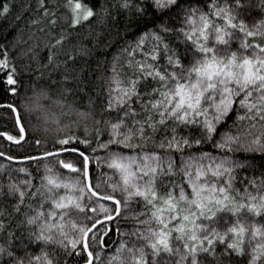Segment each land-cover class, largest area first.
<instances>
[{
  "label": "snow or ice",
  "instance_id": "obj_1",
  "mask_svg": "<svg viewBox=\"0 0 264 264\" xmlns=\"http://www.w3.org/2000/svg\"><path fill=\"white\" fill-rule=\"evenodd\" d=\"M47 4L48 0H37L36 7L42 12L30 21L31 24H39L49 16V25L57 23L61 5L50 9ZM62 6L70 13L63 18L70 19L68 27L73 29L94 16H99L103 22L110 12V6L106 4L97 9L83 4L82 0H65ZM256 6L264 9V0ZM119 7L132 11L140 19L151 13L159 18V23L140 33L137 41L131 43V51L127 47L122 49L127 52L125 64L134 69L126 82L115 71L120 58L119 53L115 54L105 89L106 100L101 102L98 97L89 95L87 103L80 106L57 97L54 103L61 111L53 112L43 103L52 99L50 89L33 84L29 98L23 102V112L14 101L3 102L2 106L10 110L13 126L0 129V137L6 138L10 145L24 148L27 144L35 148L28 155L0 151V158L5 161H44L45 174L40 178L41 183L35 186L36 191L31 192V198L41 197L38 204L31 202L27 190L21 186L27 184L32 188L31 181L18 182L11 174L7 185L0 180V190L7 187L8 195L15 199L12 213L22 215L20 228H31L27 231L29 242L56 243L65 252H75L76 259L82 264H125L128 256L131 264H173L171 256L174 253L178 255L176 264H240L237 257L246 251L249 253L247 264H260L264 261V243L250 249L246 244L257 237L264 241V222L256 220L264 217V194L250 191V185L264 188V168L259 185L255 176L249 184L243 185V192L234 188V184L241 171L247 178L251 164L240 157L256 152L264 154V123L259 124L258 134L250 131L258 126L257 116L264 121V43L254 38L264 36V15L259 19L250 17L254 7L252 0H210L208 11L193 0H119ZM10 10L11 5L4 3L0 15L6 16ZM173 16L183 17L179 29L168 27ZM250 19L253 22L250 23ZM129 23H135V20ZM43 30V27L33 29L29 38L35 37L38 41L37 32ZM162 32H178L177 41H183V50L179 44L169 43ZM71 35L62 29L61 34L49 42L47 64L32 68V62L39 59L33 54L24 65L25 71L34 72L35 79L41 80L43 68L51 65L60 54L52 49ZM148 35L156 44L145 51ZM20 43L26 44V41L17 33L12 38L13 49ZM161 45L165 53L163 65L156 63ZM36 47L33 44L22 48L19 55L34 53ZM0 49H4L0 70L7 73L8 91L18 95L17 66L14 62L9 63L5 45L0 44ZM76 54L65 53V59L58 61L55 67L67 65ZM147 77H151L156 86L148 89L146 94L155 95V99L145 101L138 85ZM71 79L61 77L64 83ZM66 91L72 94V89ZM133 98L140 104L139 109ZM235 100L247 110L237 111L236 117L237 121L250 120L247 130L233 132L230 126L217 137L218 125L226 119ZM33 111L39 112L42 120L26 123L25 113ZM106 112L110 114L104 116ZM141 113L145 114L143 118H140ZM65 116L69 117L67 122H64ZM234 124L235 121L232 126ZM93 125L102 126L94 128ZM73 126L77 130L83 126L85 137H91L94 131V138L72 133ZM160 127H164L166 134L161 136L156 147L163 149L162 152L125 151L146 147L150 138L155 143V134ZM181 128L185 131L181 132ZM105 132L107 139H103ZM133 140H143L145 144H134ZM207 141H214L217 150L228 154L193 151ZM173 150L180 153L179 171L184 177L178 196L175 194L177 186L172 181L164 182L172 185L166 193H161L157 187L158 179L177 173V164L171 154ZM198 158H208L209 164L207 169L197 164L193 177L192 168ZM56 166L78 175L62 179ZM105 167L108 172L103 171ZM19 171L28 173L29 170L21 168ZM209 172L214 177L210 182ZM184 181L191 188L190 195L186 193ZM61 186L65 191L58 194ZM45 202L51 204L47 210L43 206ZM72 211L78 215H70ZM4 214L5 209H0V215ZM129 223L131 226H126ZM4 225L5 221L0 219V230ZM113 229L118 243L109 245L106 241ZM13 238V232L9 230L8 242L0 241V264H7V261L11 264H59L44 248L36 255L22 249L13 250ZM20 239L23 245V231ZM218 242L223 244L219 252ZM106 252L107 262L102 260ZM201 254H206L207 258H201ZM5 255L7 261L3 259ZM65 264H68L67 260Z\"/></svg>",
  "mask_w": 264,
  "mask_h": 264
},
{
  "label": "trees",
  "instance_id": "obj_2",
  "mask_svg": "<svg viewBox=\"0 0 264 264\" xmlns=\"http://www.w3.org/2000/svg\"><path fill=\"white\" fill-rule=\"evenodd\" d=\"M65 0H48L47 7L54 8L57 5H61L57 11V23L53 25L48 24V20L51 19L49 16L46 20L41 21L39 24H31L30 21L39 16L42 10H38L36 7L37 0H0V7L3 6L4 3H8L11 5V10L9 13L4 16L0 15V44L5 45L8 51V61L9 63H15L17 66V71L19 72L18 80H19V94L13 95L8 91V82L5 79L7 73H3L0 70V129H10L13 126V120L11 115L9 114L10 110L7 107H3L4 101H14L18 106H20L21 111L23 112V102L29 98V94L32 91V85L36 84L39 86H45L50 89L52 99H46L43 101L44 105L47 106L53 112L61 111L59 105L54 103L55 98L61 97L66 99L69 102H74L83 106L87 103L89 99V95L92 97L99 98V101L103 102L106 100L107 92L105 91L107 87L108 77L111 74V65L115 54L119 53L120 58L117 60L115 65V71L119 78L127 81L128 77H130L134 71L133 68L128 67L125 64V60L127 57V52L122 51L124 48H128V51H131V43H135L138 39L140 33L145 32L146 30H150L153 27L154 23H159V18L153 16L151 13H148L144 16L143 19L137 18L133 15L132 11L128 9H122L119 7V0H82V3L85 5H90L94 8H99L101 4H106L110 6V12L107 18L101 22L99 16H94L90 18L85 23L81 24L78 28H69L70 19L65 20L63 17L67 13L68 10L65 9L62 5ZM183 2V0H182ZM194 3L200 5L205 11H208V4L210 0H193ZM223 2V0H221ZM254 5L253 9L250 12V17H255L259 19L262 15H264V9L256 6L259 5L260 0H252ZM27 6V7H26ZM19 18V19H17ZM130 20H135V23H129ZM183 21V17H172V21L168 23L169 28L179 29L181 27V23ZM223 21H221L222 23ZM253 22L250 19V23ZM43 27L42 32H37L40 39L37 41L35 37H31L33 29L39 30ZM66 29L68 32H71L72 35L70 38L66 39L63 44L57 46L52 49L60 53L55 60L52 61V64L47 68H43L44 77L41 80L35 79V73L31 71H25L24 65L28 63L30 57L34 54L39 57L38 61L34 60L32 62V68H38L39 66H43L47 64V58L49 53V42L51 40L56 39L57 36L61 34V30ZM20 33L25 43L18 44L16 49L12 47V38ZM161 35L169 41L172 45L179 44L181 50H183V41H177L178 32H173L171 34L161 33ZM260 43H264V36L254 37ZM147 43L145 44V51L149 50V48L156 44L155 39L148 35L146 37ZM33 44H36L37 47L34 50V53H29L26 56H20V50L25 47H31ZM238 45H233V47H237ZM72 52H76V56L70 61L67 65L61 64L58 68L55 67L58 61H63L65 59V53L71 55ZM4 49H0V58H3ZM137 56H140V53L137 52ZM165 53L163 52L161 45V53L160 58L156 61V63L163 65ZM51 69V75H49V70ZM163 70V69H162ZM139 74V73H137ZM62 76L72 77L69 82L64 83L61 81ZM156 83L152 80L151 77H147L142 79L139 82L138 90L141 93H144L143 100L148 101L150 99H155V95L149 96L147 95L148 89L151 87H155ZM66 89H72V94H69ZM158 95V93L156 94ZM133 103H136V107L139 109L140 104L135 101L133 98ZM234 107L229 111L226 116V119L218 125L217 137L221 131L229 128L231 126V131L235 132L237 130L244 131L247 130V125L250 123L249 119H245L243 121H237V111L243 113L247 110L239 105V101H233ZM99 107V105H97ZM150 107V105H149ZM110 113H104V116L109 115ZM115 114V113H111ZM145 114L141 113V117L143 118ZM42 115L33 111L30 114L25 113V122L35 124L42 120ZM69 117H64V122H67ZM74 119V117H72ZM131 119V118H129ZM235 121L234 126L233 122ZM256 121L258 126L255 129H251L255 133H259L261 130L259 124L264 123V121L260 120V117H256ZM171 123V121L169 122ZM102 125H93V127H101ZM53 129H55V125H52ZM70 131L78 136L85 137L83 126L77 130L74 126L70 129ZM181 132H184L185 129L181 128ZM164 127H160L155 134V143L150 138L146 142V147L144 148H136V149H125V151H135L140 153L141 151L152 152V151H163V149H158L156 147V143L159 142L161 136L165 135ZM95 132L93 131L91 137L85 138H94ZM108 135L105 132L103 134V139H107ZM250 138V137H249ZM49 144L52 143V140L49 139ZM94 142V140H93ZM133 143L145 144L143 140H133ZM35 146L33 145L31 148L26 144L24 148H21L19 145L12 144L10 145L6 138L0 137V151L10 150L13 154L20 153L22 155L31 154L34 150ZM43 148V145H41ZM196 152H208L212 155H227L228 153L219 151L215 148L214 141H207L205 144L201 145L198 149H193ZM172 156L174 157L177 164V173L176 175H165L163 178L157 180V187L159 188L161 193H166L168 187H171V184L165 185V181H172L177 186L175 188V194L179 195V185L181 181L184 180L183 173L179 171L180 164V153L173 150ZM187 151L185 155H187ZM240 158L248 159L251 164L247 169V178H245V173L243 171L237 174V179L234 184V188H239L241 192L244 191L243 185L249 184V180L255 176L256 184L259 185L261 183L260 174L261 169L264 168V154L259 152L241 156ZM142 159V157H141ZM44 161H5V159L0 158V165H4L3 168H0V180L3 181L5 185H7L9 175L11 174V178L18 182L23 181H31L32 188H28L27 184H21L28 192V197L31 199V202L38 204L41 197L37 196L35 198H31V192L36 191L35 186L41 183V177L45 174L43 168ZM197 164H201L207 169L209 164L208 158L197 159L196 164L193 165L192 175L195 176V168ZM27 168L28 173L20 172L19 169ZM56 171L59 172L61 178H71V176L78 175V173L70 174L67 170L63 169L62 166H56ZM95 171V169H93ZM103 171L108 172L109 169L105 167ZM119 177L117 176L116 179ZM214 177L209 172L208 173V181L210 182ZM203 182V178H202ZM223 182V181H220ZM186 193L191 194V188L187 186V182L184 181ZM65 191L64 187L61 186L57 193L61 194ZM250 191L253 194H256L257 191L264 194V188L257 189V187L250 185ZM207 194V193H205ZM236 195L237 199L240 198L238 194ZM29 202L28 199L25 201ZM15 203V199L8 195L7 187H4L3 190H0V209H5V214L0 215V219L5 221V225L2 230H0V241L8 242L9 230L13 232V239L11 240L13 250L22 249L23 251H30L32 255H36L44 248L50 256L59 261V264H65L67 260L68 264H82V261L76 259L75 252H65L60 246L56 243L48 242L46 245L44 242L32 241L29 242L27 237V231H30L31 228L26 226L25 229H21L19 226L20 220L22 219V215H16L12 213V206ZM143 204V201H140ZM44 208L47 210L51 207L49 202L44 203ZM23 209H21V213H23ZM31 214V213H29ZM72 216L78 215L74 211L70 213ZM143 218V217H142ZM58 218H53V220ZM68 219V217H65ZM257 222H264V217H257ZM70 226V225H69ZM128 227L131 226L129 223L126 225ZM22 231L24 232V240L23 245H27V248L24 249L21 244V236ZM117 233L113 229L111 235L108 237L106 243L109 245H115L118 243L116 239ZM173 241L175 242V234L173 235ZM194 243V241L192 242ZM258 243H264L261 241L259 237L251 240L246 244V248L250 249L254 247ZM181 248L183 242H180ZM131 245H129L130 247ZM223 247L222 243L217 244V251L219 252ZM235 255V254H234ZM123 258V257H122ZM201 258H207L206 254H201ZM249 258V253L246 251L245 254L238 256L240 264H247V260ZM5 261H7L6 255L3 257ZM178 259V255L175 253L171 256V260L173 264H176ZM102 260L105 262L108 261L107 252L102 257ZM7 264H11V261H7ZM119 264V262H117ZM125 264H131V257L128 256ZM260 264H264V261H261Z\"/></svg>",
  "mask_w": 264,
  "mask_h": 264
}]
</instances>
